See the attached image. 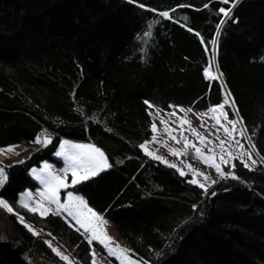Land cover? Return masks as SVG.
I'll return each mask as SVG.
<instances>
[{"label":"trees","instance_id":"16d2710c","mask_svg":"<svg viewBox=\"0 0 264 264\" xmlns=\"http://www.w3.org/2000/svg\"><path fill=\"white\" fill-rule=\"evenodd\" d=\"M228 92L257 160L246 168L236 159L237 179L205 192L139 147L153 135L145 101L206 110ZM44 128L51 144L5 166L0 199L15 211V238L0 229V264H31V250L68 264L19 216L51 233L74 264H92L75 221L42 218L19 202L39 185L33 166L61 161L54 154L63 137L106 152L111 167L73 187L146 264H264V0H0V146L33 142Z\"/></svg>","mask_w":264,"mask_h":264},{"label":"snow or ice","instance_id":"6c2138e0","mask_svg":"<svg viewBox=\"0 0 264 264\" xmlns=\"http://www.w3.org/2000/svg\"><path fill=\"white\" fill-rule=\"evenodd\" d=\"M222 2L228 4L230 0H222ZM219 11L225 16H228L230 9L221 8ZM161 15L168 17L169 13L163 12ZM221 23H223V21H221ZM149 27H151V25H149ZM150 35L151 33L149 31H145L143 33V36L145 37ZM217 35H219V32ZM139 38L140 37L138 36V39ZM212 43L215 44L216 41L213 40ZM204 74L206 78L212 80L219 79V76L215 75L210 69H205ZM230 98L231 93L228 92L225 95L223 103L217 106L209 107L206 113L196 114L197 119L200 120V127L205 128L206 131H209V126L205 125L203 118L208 116L212 121H214V124L210 127L215 129V132L209 131V135H215V138L219 140V162H217L215 147H210V145L213 144V141L202 135L197 128L192 126V122L187 119V113L192 112L191 108L187 110L179 109L180 112L184 113V116L177 117L178 123L176 128L170 126V123L175 121L170 122L169 120H165L160 116L159 110L149 112L148 114L149 116L159 117L160 124L163 125L164 134H166V136L176 144H182V147L179 149L173 147L168 148V152L172 156L178 158L186 156L189 149H192L194 150L195 157L206 166L213 168L220 178H228L231 176L232 179H237L238 177H236L234 173L225 172L221 165H230L234 168L235 165L231 164V161L239 159L244 167L251 168L252 165L257 164V160L253 158L255 145L251 143V137L246 136L247 129L244 126L243 118L239 116V109L238 107H235V100ZM145 104L150 109L154 108V106L148 101H145ZM226 106L228 108H234L233 118L231 119L229 118ZM168 115L176 117L177 113L171 112ZM222 121L226 123H223ZM220 128H223L227 139H220ZM158 131L159 129L154 119L151 123V132L153 133L151 140L140 144L139 147L143 149L144 153L152 159L161 161L169 167L176 168L181 176L188 175V172H185L176 164L169 163L168 160L158 155L157 152L149 150L148 145L150 143H161L162 146L167 147L166 142L158 140L156 135ZM177 131L179 134H174ZM186 131L190 132L191 136L196 138L195 142L190 140L189 137L184 134ZM237 132H239L242 138H247L249 147L245 152L234 154L231 151H227L225 145L229 140H232L239 146V148H244V145L240 143V140H237L235 137ZM197 142L200 146H197ZM34 143L47 146L52 143V138L47 134H44L42 138L38 136ZM229 147H231L230 144ZM203 148H207V152L209 154H206L203 151ZM8 151L11 152L13 149L9 148ZM226 151L228 159H225L224 156ZM55 155L63 158L65 166L59 170H54L53 166L46 162L39 170L33 169V176L40 182L43 188L37 193L38 198L35 200L33 199L32 192L26 193L25 197L21 200L22 207L31 213L39 214L42 218L49 214L61 215L62 213H65L67 217H70L72 221H75V225H78L76 231L79 232L81 229L83 230L82 234H86L89 245H91L93 241H96L104 250H106L107 258H114L115 261L119 262V264H144V262L140 260L133 259L134 253H132L130 249L120 245L113 237L107 234L105 226L108 224V221L102 214L97 213L92 207H90L86 200L80 196L74 195L70 191L66 192V198L62 200L61 193L66 191L69 187L80 184L83 181H87L111 167L104 152L93 144H76L63 141L59 146V151L55 152ZM245 155L247 156V160L243 159ZM257 155L259 154L257 153ZM248 161H251V164H249ZM261 162H264V158H262ZM186 167L192 175V179L188 182L198 185L205 192H207V188L211 186V184L216 183L215 180H211L209 175L193 168L191 164H186ZM69 175L71 176L70 182ZM197 177H203V180L205 181L210 180V184L206 185L205 183H202L199 179H197ZM6 181L7 175L5 174V170L3 167H0V186H2ZM212 194L215 195V193ZM30 201L31 203H29ZM0 207H3L10 213L13 212V208L2 199H0ZM19 222L23 224L33 236H39L41 234L39 231H36L31 224L26 223L23 216H19ZM48 235L51 236V233H48ZM45 243L62 261H66L68 264H74V262L69 259L68 255H65L59 248L52 245L51 240H47ZM90 255L92 256V264H96L97 253L95 249L91 250Z\"/></svg>","mask_w":264,"mask_h":264},{"label":"rangeland","instance_id":"374dc122","mask_svg":"<svg viewBox=\"0 0 264 264\" xmlns=\"http://www.w3.org/2000/svg\"><path fill=\"white\" fill-rule=\"evenodd\" d=\"M152 105L154 106V108H151V109L149 108L150 112H155V111L159 110L160 111V116L163 117L165 120H169L170 122L175 121L173 123H170V126L173 127V128L177 127V123H178L177 117L184 116V113L180 112L179 109L187 110V109L191 108V107H188V106L173 105L170 110H165V109H162V108H160V107H158V106H156L154 104H152ZM214 106H217V105H214ZM191 109H192V112L187 113V119H189L192 122V126L197 128V130L202 135L206 136L208 139L213 141V144L210 145V147H215V152L217 154V162H219V155H220V149L218 147L219 140H217L215 138V135H211V136L209 135V131L215 132V129H212L210 127L212 124H214V121H212L208 116H205L203 118L205 125L209 126V131H206L205 128L200 127V120L197 119V116H196L197 113H206L208 109H206V110H197V109H194V108H191ZM171 112H176L177 116L176 117L169 116L168 114L171 113ZM154 119H155V122L157 123L158 129H159L158 133H156V135L158 137V140L166 142L167 147L162 146L161 143H150L148 145L149 150L157 152L158 155L164 157L166 160L169 161V163L176 164L179 168H182L185 172L190 173L189 169L186 167V164H191L193 166V168H195V169H197V170H199L201 172H204L207 175H209L211 180L218 181V180L224 179V178H220L213 168H210V167L206 166L200 160H198L195 157V155H194V150H192V149H189L188 154L186 156H182L180 158L172 156L168 152V148L169 147H173V148L179 149V148L182 147V144H176L174 141L170 140L166 136V134H164V132H163V125L160 124V118L153 116V120ZM222 122L226 123L224 121H222ZM228 126L231 127L230 125H228ZM185 127H187V126H185ZM217 127H219V126H217ZM238 127H239V125H238ZM46 131H44V132L40 131L36 135V138L38 136L42 138L44 134H47L48 136H50V132L49 131L46 132ZM174 134L178 135L179 133L177 131ZM184 134L187 135L190 140H193L194 142L196 141V138L192 137L190 132L186 131ZM219 136H220V139H227V137L225 136V133L223 131V128H220ZM246 136H248V135L246 134ZM235 137H236L237 140H240V143L244 145V148L243 149L239 148V146L237 144H235V142L232 141V140L228 141V143L225 145V148L227 149V151H231L234 154L245 152L248 149V147H249V143H248L247 138L246 137L242 138L240 136L239 132H237L235 134ZM36 138H35V140H36ZM150 140H151V138L149 140H147V141H150ZM34 141L30 142V143L29 142H20V143L10 144V145H6V146H0V167H3L4 170H5V166L6 165L23 160L32 151H34L35 149L43 146L42 144L34 143ZM63 141H68L70 143H76V144H93L96 147L100 148L104 152V154L106 156V152L103 150V148H101L100 146H98L97 144H95L92 141L78 140V139H73V138H69V137H63L61 139V142H63ZM61 142H60V144H61ZM60 144H59V146H60ZM229 144L231 145V147H229ZM59 146H58L56 152L59 151ZM197 146H200L198 142H197ZM9 148L13 149V151H11V152L8 151ZM203 151L206 154H209L207 152V148H203ZM227 151L224 153L225 159H228ZM55 157H57V156L55 155ZM57 158L60 159L61 161L57 162V161L50 160V159L43 160L39 165H35V166H33L30 169V174L33 176V174H32L33 169L39 170L40 168L43 167L44 163H46V162L51 164L53 166L54 170H59V169L63 168L65 166L63 158H61V157H57ZM253 158H254V156H253ZM243 159L247 160V156L245 155L243 157ZM248 162H249V164H251V161H248ZM231 164L235 165V160L231 161ZM256 165H252L251 167H255ZM221 166H222V168L224 169L225 172H232L231 171L232 167L230 165H223L222 164ZM5 174H6V171H5ZM197 179H199L202 183H205L206 185L210 184V180L209 181H205V180H203V177H197ZM70 180H71V176L69 175V182H70ZM42 188H43V186L39 182V185H38L37 188H26V189H24L20 193V196H19L20 204H21V200L25 197V194L28 193V192H32L33 193V199L34 200L37 199L38 198L37 197V193L39 191H41ZM68 191L72 192L74 195L82 197L85 200V197L83 196V194L78 192V191H76L73 186L69 187L66 191L61 193L62 200L66 198V192H68ZM5 202L8 203L7 201H5ZM29 203H31V201ZM14 212L15 211L13 209L12 213H14ZM105 219L108 221V224L105 226L107 234L110 235L111 237H113L114 240L116 242H118L120 245L130 249L131 252L134 253L133 259H137V260H140V261L144 262L143 258L140 256L138 251L132 246V244L125 237L122 236V234L119 232V230L117 229L115 224L111 220H109L107 218H105ZM26 223L31 224L36 231H39L41 233L39 236L45 237L47 240H51L52 244L55 247L59 248L65 255L69 256L70 260H72L73 262L76 261L75 257L65 247H63L57 240L53 239L52 236L48 235V232H46L41 227L36 226L35 224H33L31 222L26 221ZM0 229H1V234H2V238L3 239L13 240L15 238V231H14V229L11 226L10 219H9V216H8V211L6 209H4V208H2V209L0 208ZM92 249H95V251L97 253V255H96V264H110V260H111V264H119V262L115 261L114 258H107L106 250H104L103 248H100L99 246L95 245L94 241L92 243ZM24 257L31 264H56L54 261L43 257L42 255H40L39 253H37L34 250L27 251L26 253H24ZM79 264H81V263H79ZM144 264H146V263L144 262Z\"/></svg>","mask_w":264,"mask_h":264},{"label":"crops","instance_id":"0c3cea01","mask_svg":"<svg viewBox=\"0 0 264 264\" xmlns=\"http://www.w3.org/2000/svg\"><path fill=\"white\" fill-rule=\"evenodd\" d=\"M46 130H47V129L44 128V129L41 130V132H44V131H46ZM47 131H49V130H47ZM47 131H46V132H47ZM49 132H50V137L52 138L54 134H53V132H51V131H49ZM95 144H96V143H95ZM98 146H99V145H98ZM101 148H102V147H101ZM106 156H107V154H106ZM107 158H108V156H107ZM108 162H109V164H110V160H109V159H108ZM83 196H84V195H83ZM84 197H85V196H84ZM85 200H86V197H85ZM4 201H5V200H4ZM95 211H96V210H95ZM96 212H97V211H96ZM97 213H99V212H97Z\"/></svg>","mask_w":264,"mask_h":264}]
</instances>
